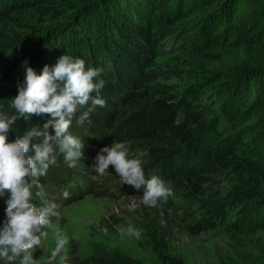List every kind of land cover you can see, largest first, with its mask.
Returning a JSON list of instances; mask_svg holds the SVG:
<instances>
[{"label": "trees", "instance_id": "obj_1", "mask_svg": "<svg viewBox=\"0 0 264 264\" xmlns=\"http://www.w3.org/2000/svg\"><path fill=\"white\" fill-rule=\"evenodd\" d=\"M175 51L193 62L161 64ZM64 54L103 69L105 106L90 113V123L73 119L69 129L84 143L83 154L92 157L113 142L128 143L133 153L147 150L146 178L156 175L172 189L164 207L192 221L195 232L262 234L247 264H264V0H0V112H14L26 66L39 75ZM222 54L234 58L212 68L195 63ZM48 119L21 117L9 141ZM67 167L57 154L38 178V208L60 205L51 191L58 168ZM126 190L142 197L143 189ZM6 199L0 197V227ZM162 247L156 243L158 264H186ZM90 263L131 264L105 255Z\"/></svg>", "mask_w": 264, "mask_h": 264}, {"label": "clouds", "instance_id": "obj_2", "mask_svg": "<svg viewBox=\"0 0 264 264\" xmlns=\"http://www.w3.org/2000/svg\"><path fill=\"white\" fill-rule=\"evenodd\" d=\"M24 71L23 82L17 84L18 95L11 101L14 112H0V197L8 196L6 219L0 227V258L9 264L17 260L19 264H35L32 250L42 247V240L52 227V218L58 216V205L45 203L38 208L32 203V189H39L35 195L43 196L38 178L56 164L57 154L64 156L69 168L76 167L83 157L84 143L69 132L72 121L76 119L79 125L90 123V113L97 106H105L100 96L105 81L98 79L103 69H86L83 59L64 54L52 68L46 65L39 75L28 66ZM41 114L50 116L42 128L33 127L22 137L9 141V133L21 117L27 120L31 115ZM50 128L54 135L49 133ZM33 139L37 142L32 143ZM33 151L34 155L30 154ZM147 155V150L133 153L128 143L113 142L99 150L92 167L103 177L112 166L123 184L134 186L137 191L143 189L140 200L143 205L158 207L173 193L160 177L146 178L143 164ZM68 196L65 190L63 197ZM120 234L138 237L140 230L129 224L120 229ZM55 235L50 260H55L67 243L60 232Z\"/></svg>", "mask_w": 264, "mask_h": 264}, {"label": "rangeland", "instance_id": "obj_3", "mask_svg": "<svg viewBox=\"0 0 264 264\" xmlns=\"http://www.w3.org/2000/svg\"><path fill=\"white\" fill-rule=\"evenodd\" d=\"M177 57L193 62L181 51L170 52L159 61L176 64ZM233 58L222 54L195 63L202 69L212 68L230 63ZM110 145L100 146L92 157L83 154L74 168H58L61 175L56 189L51 191V198L61 197L62 200L42 247L32 250L35 264H91L97 255L131 264H158L156 243H161L167 253L183 259L186 264H247L259 251L262 234L234 239L221 228L195 232L190 228L192 221H184L182 213L170 211L163 205L145 206L140 202L141 196L132 193L133 190L125 191L128 184L121 182L112 166L103 177L98 176L92 167L94 157L101 148ZM65 190L69 192L67 199L63 197ZM192 215L195 222L202 219L201 212ZM129 224L140 230L138 237L121 236L120 229ZM155 229L158 232L153 236ZM56 232L66 237L67 243L57 258L50 260ZM0 264L9 262L0 258Z\"/></svg>", "mask_w": 264, "mask_h": 264}]
</instances>
